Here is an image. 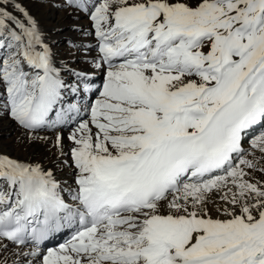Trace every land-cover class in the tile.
<instances>
[{
    "label": "snow or ice",
    "instance_id": "1",
    "mask_svg": "<svg viewBox=\"0 0 264 264\" xmlns=\"http://www.w3.org/2000/svg\"><path fill=\"white\" fill-rule=\"evenodd\" d=\"M63 6L93 24L89 69L0 0V117L60 155L67 129L75 169L65 196L0 153V264H264V0Z\"/></svg>",
    "mask_w": 264,
    "mask_h": 264
},
{
    "label": "bare ground",
    "instance_id": "2",
    "mask_svg": "<svg viewBox=\"0 0 264 264\" xmlns=\"http://www.w3.org/2000/svg\"><path fill=\"white\" fill-rule=\"evenodd\" d=\"M19 2L30 11V14L49 37L58 54L59 61L77 69L90 68L89 63H87L88 68L84 63L97 56L96 37L92 22L81 19L82 17L89 18L86 14L65 8L64 0H19ZM16 14L19 15V13ZM66 36L70 38L65 40ZM69 42L75 46H71ZM65 131L68 130L60 133L64 137L65 145L64 154L60 155L54 146L56 136L53 132L41 130L36 133L39 136H46L47 142L29 141L23 129L16 126L10 119L7 118L4 121L3 117H0V153L22 161L39 162L45 168L52 170L55 178L61 183V187L65 189L64 194L67 196L68 191L75 187V169L71 166L72 161L69 153L72 145L65 137L67 134ZM6 133L8 135L12 133L8 140L3 137ZM245 147L248 146L245 145ZM256 179L264 180V177L257 174ZM218 203L220 202L218 201ZM24 250L30 251L31 249L24 248ZM15 251L18 249L12 248L7 253H0V255H7L11 261Z\"/></svg>",
    "mask_w": 264,
    "mask_h": 264
},
{
    "label": "rangeland",
    "instance_id": "3",
    "mask_svg": "<svg viewBox=\"0 0 264 264\" xmlns=\"http://www.w3.org/2000/svg\"><path fill=\"white\" fill-rule=\"evenodd\" d=\"M79 19H80V18H79ZM81 19L84 20V21H88V22L90 21L89 18H87V17H84V18L82 17ZM81 19H80V20H81ZM68 38H70V37H69V36H66V39H65V40H68ZM61 51H62V49H61ZM84 64H85V66L88 68L87 63H84ZM84 64H83V65H84ZM85 69H86V68H85ZM96 79H97V86H99V84H100V77L97 76ZM81 118H87V117H86L84 114H81V117H77L76 120L78 121V120L81 119ZM6 119H7L6 117H3V120H4V121H5ZM74 126H75V125L72 124V125H70L69 128H73ZM65 132H67V134L69 133V131H65ZM67 134H65V135H66V136H65L66 138H67V136H68ZM11 136H12V133H9V135H8V133H6V134L3 135V137H5V138H4L5 140H8V138H10ZM69 142H70V141H69ZM70 143H71V142H70ZM69 165H70V162H69ZM74 172H75V171H74ZM53 247H54V246H53Z\"/></svg>",
    "mask_w": 264,
    "mask_h": 264
}]
</instances>
